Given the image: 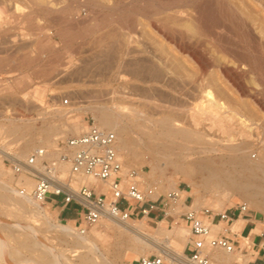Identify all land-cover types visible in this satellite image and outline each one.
I'll return each instance as SVG.
<instances>
[{"label":"rangeland","instance_id":"374dc122","mask_svg":"<svg viewBox=\"0 0 264 264\" xmlns=\"http://www.w3.org/2000/svg\"><path fill=\"white\" fill-rule=\"evenodd\" d=\"M175 1L186 4L188 0H52L53 4L55 3V9L52 13L46 14L47 5H38L36 4L35 0H5L4 2L0 0V5H4L3 7L6 11L7 9L9 10L7 11L8 14L13 12L14 5L16 4L20 7L21 13H24L21 21L16 24L9 23L8 26L4 28L5 30L0 29V150L5 148V150H7V152L11 154L13 158L20 160L17 156H24L23 159L25 160V158L32 152L37 149L43 148L44 150L48 151L47 158L54 159L56 157L57 150L62 149L64 142L68 138L78 136L84 133L90 125L96 124L93 110H91L90 108L103 106L106 104V102L109 103L108 105H116L117 103H119L128 108H138L139 110H143V116L151 117L164 116L160 114L162 113L160 110L165 111L166 108L168 109L169 105L174 106H172L173 108L171 109H175V105L176 108L180 109V106H182L183 104V106L189 104L188 107L191 106V103L195 104V101L198 100L197 97H199V92L197 93L198 89L190 85L188 83V80H190L191 76L197 73V66L187 54L177 50V48L173 44L165 40L160 34L154 32L149 24L150 19L143 16V14H151L157 11L159 7H168ZM231 2L236 5L241 11L247 13L248 7L246 8V5L249 4L246 2V0H231ZM252 12L253 15H257V11ZM51 15H54L55 18H53ZM49 17L54 21L57 19V23L55 24L54 22V25L52 22L53 20H50ZM82 17H85V21H82ZM125 19L130 21L134 20L133 23L137 25L136 36L139 38V40L135 36L137 40L135 41L137 42L136 45H138L139 42L140 45H138V47H133L134 50H137L138 48V51L129 53L128 55H125L124 58L120 54H118L116 50V47H118L116 43H119V39L117 40V38H114V40L113 38H109L108 36H110L109 34H112V32H114V29H117L116 32H118L119 25L117 24L119 23V21ZM48 20L51 21L53 25L51 23L48 24ZM35 21L38 22L36 23L37 25H35ZM78 22H80V25ZM69 23L73 26H69ZM260 25L263 27L264 22H259L258 26ZM42 27H49L51 32H53L49 43L45 46H42V43H36V36L40 32L39 29H41ZM56 33H59L60 36L59 34L56 35ZM229 36L231 38L228 36V38L224 37V41L229 42L227 46H229L228 48L231 49L230 51L228 49L229 52H227L232 54V52H234L232 51V49H235V46L232 43L233 41L235 42V35L231 34ZM194 38L191 39V42H194L193 46H196L195 48L197 51L204 54L208 58L212 57L213 59L217 60V53L213 50V46L215 45V43L213 40H211V38L209 39L208 36H196L195 41ZM114 41H116V43L112 45L111 42L113 43ZM231 43L232 45H230ZM142 48H144V51ZM140 49H142L141 51L145 54H142L145 62H147L146 59L148 60L149 57L151 58L153 56L152 58L155 61L157 60V62H155L153 59H151L153 60V62H151L153 67L156 68L157 66V69L161 70L162 72L164 71L167 77H169L170 79L173 78L172 80H170L169 78L167 79L170 80L168 82L169 85L171 83L169 87L171 89H169L168 87H159V85L155 84H146L145 82H143L144 80H140L137 82L133 80L132 75H134L135 71H137L138 68L135 66V63H137V65L140 64L138 65L140 67H146L148 66V63H150V60H148L147 63H139V58L143 61V59H141L143 57L140 56L142 53L140 52ZM114 50L116 51V54ZM112 51L114 54L111 53ZM138 52H140V54ZM227 52L226 54L223 53L222 56L225 54L227 56L224 55L223 57L226 60H233V54L231 55ZM211 53H213V56H211ZM131 57H139L136 58V62L133 61L134 65L132 64L133 59ZM228 57L232 58L229 59ZM49 59H51L52 62L51 60L49 61ZM158 60L160 62V65H158ZM121 63L122 65H120ZM141 64L147 65L141 66ZM134 66V71H131ZM105 68H107L106 71L108 72H105L107 73L106 75H104L103 72ZM118 68H120V71L121 68L123 69V71L126 70L122 72L125 73V75L127 72V80L125 82L115 81L111 84L112 86L107 85V83H110L108 81L111 80V77L113 78L112 75L115 74L114 72H116ZM165 69L169 72L165 71ZM112 70H114V72ZM50 72L51 74H49ZM248 73L246 72L245 75L243 74L242 76V82L247 87L248 92L246 94H241L223 77L220 69H218L216 65H213L209 69V72H206L205 80H207V82L205 81V83L207 85H205V83L204 85L207 86L206 88L208 89H205V87L203 89L210 90V92L213 93L216 98L223 101L226 106L242 112L252 122L259 125V129L255 134L259 137L261 135V137H264V87H258L256 85L255 87L253 75L251 73ZM103 77L106 78L104 79ZM125 83L127 85H125ZM128 84L132 86L128 88ZM153 85H155L156 87ZM187 85H189V88L187 87ZM134 86L135 88H137L134 89ZM152 87H155L156 90L157 88H159L157 90L158 93H162L163 96L166 97V100L165 97L162 96L161 98V96H158V93L155 92L156 90L154 91ZM131 88L134 91H132ZM177 88L179 89L178 91ZM180 88L184 91H182ZM172 89L175 90H173L174 95H172L175 97V99L173 97L175 101L171 100L172 96L168 95L170 90L172 92ZM114 91L116 92V94H114L113 96V94L110 93H113ZM185 91L188 96L184 94ZM190 91L194 92L192 93L193 95L189 93ZM122 92L125 95H122ZM178 92L180 93V95H182L180 101H177L179 98L178 96H180ZM143 93L145 96L143 95ZM118 95H122L123 97L121 98V96L119 97ZM250 95H254L255 98L253 99ZM158 97L160 98V100ZM156 98H158V100ZM183 98L186 99L182 100ZM195 98H197V100H195ZM167 99L168 101L171 100V103L174 102L175 105L168 102ZM64 100H67L68 104L65 105L63 103ZM155 105L159 107V110L156 109ZM177 105L180 106L177 107ZM181 109H183V107H181ZM175 110L176 112H179L177 113L178 115L180 114V116L177 115L175 117L180 118L181 121L184 120L182 122H186L187 124L188 120H186V116L182 115L183 113H180L179 110ZM124 116H126L124 119L125 123L127 124L136 121V119L134 120V118L131 119L129 117L130 115ZM69 123H77L81 125L83 129H81L80 133H78L77 135L65 131V127ZM15 127H19L20 131L14 132L13 129ZM51 127H58L59 132H57V135H53L50 137L48 147H43L37 139V134L40 129H47ZM262 131L263 134L261 133ZM133 135L134 134L131 135V139L135 141L137 136ZM31 138L34 139L33 147L29 152H26L25 145ZM165 146L166 145H159L158 152V146H151L156 149H152L151 155L150 151L146 150L144 146H142L141 144L140 146L137 145L134 149V152L137 154V156L134 157L131 161H127L125 159L123 160V154L121 153L120 157L122 158L123 172H126L128 170H135L137 172V176L140 175L141 182H139L140 188L142 189H146L148 187H156L158 190V194L163 195L167 194L168 192H173V190L178 191L177 189H179L181 191L180 195L182 196L183 200L187 194H191L193 204L195 200L197 202V204L193 205V208L198 211L201 209H210L214 213H222L230 208H234L237 204H245L249 211L257 213L256 210L251 207L245 200H243L244 198L239 194L232 195L229 200L224 202L223 207L219 209L217 203L221 199L215 198L212 195H208L206 193L207 190L205 186L203 187V185H201V176L199 174L194 172L187 176L181 174L180 172L174 173V164L178 168H182L183 166L186 167L185 165L189 163H176L173 156H171V159L169 157L170 160L168 158H166L165 160V157H161L163 156V153H167L168 148H166ZM161 147L163 149H161ZM256 147L257 146H254L252 150H254ZM159 152L161 153V155ZM23 159L21 160L24 161ZM165 161L169 162L166 170H164L163 172L162 170H156L151 174L149 163L156 162L157 164L161 165V168H163L164 164L166 163ZM13 162L6 155L0 152V169L4 173L3 176L0 175V181L10 182V186L18 190V188L20 187L16 186V181L19 175H14L11 171V163ZM191 164L193 163H190V165ZM191 168H193V166ZM58 174L60 175V173ZM76 181L77 180H75L74 182ZM159 181H162V184H160ZM80 185H77V188H79ZM192 189L196 191L197 194H192L194 192ZM110 194L111 193H108V195H106L107 201L110 198ZM7 195L13 202L20 199H17L18 196L12 195L10 193H7ZM10 195L14 197V199H12ZM210 204L216 205V208L214 209L210 207ZM41 206L45 210V213L47 212L50 215L49 218H46L45 216L35 218L30 212H28L29 214L25 212L24 214L22 213L18 216L12 215L6 212V210H4L1 205L0 217H2L6 221V223L10 225H31V227L36 229L37 232L39 231L38 233L40 234V236L46 241L45 242L43 240L45 246L49 245V247L53 248L55 251L64 254L63 259L66 264H92L94 261L91 263V261L88 260H81V256L87 253L83 252V249L81 248L74 247L73 239L71 236H64L59 230L56 231L52 227H50V223L51 225L56 223L61 225L70 224L78 232L80 220H78L77 216L73 212V210H75V207L69 206V210H65V212L70 213L72 218L68 220L65 216L58 215V211L60 210L58 205L54 204L52 206L50 201H47ZM174 207H176L177 210L175 212H172L171 210ZM164 210L165 214H167L165 219H163V212H157L158 214H161L157 221H149V218L151 217L150 213V215L146 218L140 215L139 217L132 218L128 221V223H132L133 226L137 227L143 233L148 234L150 237H153L155 240L165 245L163 241L166 242L167 238L165 236L162 237L157 233L162 230L173 231L174 228L180 227H183L189 231V228L179 216L180 213L186 210L184 207L180 205H173L172 202H170V205L165 207ZM257 214L264 218V213ZM25 216L27 218H25ZM45 219H47L46 221L49 222H46ZM204 219L205 221H207L206 218ZM163 220L164 222L160 225L159 223ZM105 223H107V221L104 218L95 225L87 227L85 234H81L80 232H78L80 233V235L86 237L87 243L91 242V244H93V248H95V250L93 249V252H95L97 257L100 258L98 262L105 261L106 264H139L138 262L141 257H159L156 252H149L147 250L142 254H133L129 248L131 247L129 236L120 233L115 228L107 229L105 227ZM242 224L243 220L241 218H239L237 221H234L232 227L230 226L232 231L231 229H229V233L232 234L237 232ZM222 225L224 227V224ZM14 227L15 226H11V229L13 228V233L11 234L18 235V229L16 227L15 229ZM4 234L9 236L10 232L8 234V231H3V235ZM187 243L185 244L183 249L184 257L186 255ZM9 244L14 248L17 247L15 241H12L11 239ZM42 246L43 245H41L40 249L44 247ZM241 248H244L242 246V243ZM168 250H170L169 247H167V249L163 248V253L168 252ZM235 253L239 255L237 256V258H240L241 261H231L229 262V264H247V262L251 260L250 251L245 253L244 251L240 252V250H237ZM89 257H91V254L89 255ZM32 258H35L34 260L37 262L39 261V263L41 261L40 264H44L42 263V260L38 258L37 252L22 250L21 256L19 257L22 264H27L29 262L28 260L34 261ZM26 260L27 263H23V261ZM163 260L164 264H170V262H168L166 259ZM98 262H94V264H100ZM210 262L212 263L213 261L210 260ZM17 263L20 262L17 261Z\"/></svg>","mask_w":264,"mask_h":264},{"label":"bare ground","instance_id":"6f19581e","mask_svg":"<svg viewBox=\"0 0 264 264\" xmlns=\"http://www.w3.org/2000/svg\"><path fill=\"white\" fill-rule=\"evenodd\" d=\"M1 1L4 2L5 0H1ZM35 2L38 5L39 4L47 5L46 14L52 13L55 9V5H54L55 3L53 4L52 0H35ZM246 2L250 5V6L246 5V8L248 7L247 13L241 11L236 5H234L231 2V0H188L186 4H182L179 1H175L171 3L168 7L167 6L159 7L157 11L151 14H143V16L148 17L150 19L149 24L154 32L160 34L165 40L173 44L177 48V50L187 54L194 61V64L197 66L196 69L197 73L191 76L190 80H188V83L190 85L198 89V91L195 90L197 91V93L199 92V97H197L198 100L197 98H195V100H197L195 101L196 103L195 104L191 103V106L189 107H188L189 105L188 103H186L188 105L185 104L186 106H183L184 104L182 106L177 105V107L180 106V109L181 107H183V109L181 110L176 108L175 103L170 102L171 100L175 99V97L172 96L174 95L173 94V92L175 91L174 89H172V92L170 90L168 94L169 96H172V99L171 100L169 99L170 101H168L167 99L168 102L175 105V109H177V111L179 110L180 113L181 112L183 113L182 115L186 116V120H188L187 124L186 122L185 123L182 122L184 120L181 121L180 118L175 117L178 115L177 113L179 112H176L175 109H171L174 107L173 105H169L168 109L166 108L165 111L160 110L162 112L160 114L164 116H156L158 118L154 116L152 117L143 116L142 115L143 110H139L138 108L135 109L128 108L125 107L123 104H119V103H117L116 105L114 104L108 105L109 103L106 102V104L103 106L92 107L90 109L93 110L94 113V118L96 122L95 126L102 130L111 131L115 134L116 151L121 161V164H122V158L120 157V154L121 153L123 154V160L125 159L127 161H131L134 157L137 156V154L134 152V149L136 148L137 145L140 146L141 144L142 146H144L146 150L150 151L151 155H152V149L156 150L151 146L153 145L155 147L158 146L157 148V152H158L159 145L162 146L166 145L165 147L168 148L169 151L167 150V153L165 154L163 153V156L161 157L163 158L165 157L164 159L166 160V158L169 159L170 157L171 159V156H173L175 159L174 161L176 163L179 162L189 163L185 165L186 167L183 166L182 168H178L174 164L173 165L174 173L180 172L181 174L187 176H189V174H192L194 172L199 174L201 176L200 178L201 185H203V187L205 186L207 190V192L206 191L205 192L208 195L210 194L215 198L221 199L217 203L219 209L223 207L224 202L229 200L232 195L239 194L241 197L244 198L243 200H245L251 207H253L256 210L257 213H264V137H261L262 135L259 137L255 134L256 131L259 129L258 127L259 125L252 122L242 112H239L237 110L231 109L228 106H226V104L220 99L216 98V96L213 93H211L210 90H205L208 89L206 88L207 86H205L207 85L205 83V81L207 82V80H205L206 72L207 71L209 72V69L213 65H216L218 69H220V72L223 74V77L231 85H233L236 88V90H238V92H240L241 94H246L248 92L247 87L242 82V76L243 74L245 75L246 72L247 73L249 72L253 75L254 86L256 85L258 87L260 86L264 87V26L263 27L261 25L258 26L259 22H264V0H246ZM3 6L0 5V29H4L5 27L8 26L9 23L16 24L22 20L24 13H21L20 7L17 4L14 5V10L10 14L7 13V11L9 10L6 8L7 9L6 11ZM252 11H257V15H253ZM52 17L55 18L54 15ZM84 18L82 19V21H85ZM51 19L52 18H50V20ZM56 20L52 21L53 24L54 22L55 24L57 23ZM133 21L134 20L130 21L126 19L119 21V23L117 24L119 25V31L116 32L117 29L115 30L114 28H112L114 29V32L116 34L112 32L111 29L112 34H109L110 36H108L109 38L111 37L113 39L114 38H117V40L119 39L118 40L119 43H116V41H114L113 43L111 42V44L114 45L116 43V45H118V47H116V50L118 54H120L122 57L128 55L129 53H134L139 50L138 48L137 50H134L133 48V47H138V45H140L139 44L140 42L138 43V45H136L137 44L136 38H138L136 36L137 25H135ZM52 22L49 21L48 24L49 23L52 24ZM36 23L38 22L35 21V25H37ZM70 23L69 26L70 25L73 26ZM78 23L80 25V22ZM39 31L40 32L36 36V43L37 44L42 43V46H45L46 44L49 43V40L51 39L53 32H51L49 27H42L41 29H39ZM57 34L59 33H56V35ZM231 34L235 35L234 37L235 42L234 41L232 42L235 46V49L234 50L232 49V51L234 52L231 51L233 54V60H226L223 56L226 54V52L229 49L228 48L229 46H227L229 42L224 41V39L227 36L230 37L229 35ZM196 36H201V37L208 36L209 39L211 38V40L214 41L215 45L213 46V50L216 51L217 53L216 54L217 60L213 59L212 57L208 58L204 54L196 50L195 48L196 46L195 47L193 46L194 42L193 43L191 42V39L194 37L196 38ZM232 43L230 45H232ZM142 49L144 51V48ZM142 49H140V52H142L141 51ZM140 52L138 53L140 54ZM111 53H113V51ZM223 53L225 54L222 56ZM142 54L145 55L144 52H142L140 55L142 57H143ZM211 54L210 55L213 56V53ZM152 57L151 58L149 57L150 59L148 58V60H150V63L153 62L154 60ZM134 58L135 57L132 58L133 59L132 64L133 61L136 62V58L139 57H136L135 60ZM141 59H143V61L140 60L139 58L140 61L139 63L148 62L146 58L145 59L147 62H145L144 57ZM50 60L51 59H49V61ZM155 62H157V60ZM150 63H148V66L146 67H140L138 66L140 64L137 65V63H135V66L138 68L137 71H135L134 75H132L133 80H135L136 82L140 80L141 81L144 80L143 82H145L146 84H155V85H159V87L161 86V87L169 88L171 83L169 85L168 81L172 80L173 78L170 79L165 75L164 71L162 72L161 70H158L157 66L155 68L153 67L152 63L151 65ZM159 63L160 62L158 60V65H160ZM120 65H122V63ZM144 65L141 64V66ZM135 66L131 71H134ZM107 68H105V70L103 69L104 75L108 73L106 71ZM112 71L114 72V70ZM122 71H123L122 68L121 71L120 68H118V70L114 72L115 74L112 75L113 78L109 75L111 77V80L108 81L110 83H107V85H111L115 81L125 82L127 80L126 77H128L126 75L128 74L127 72L126 75L125 73H123L126 70H124L123 72ZM165 71L169 72L166 69ZM49 74H51V72ZM103 78L105 79L106 77ZM168 78L170 80H167ZM125 85L127 84L125 83ZM130 86L132 85L128 84V88ZM188 86L189 85H187V87ZM155 87L154 88L152 87L154 91L156 90ZM204 87L205 89H203ZM136 88L134 86V89ZM158 89L159 88H157V90ZM131 90L134 91L132 88ZM157 90L155 92L158 93ZM178 90L179 89L177 88V91ZM114 92L113 93L111 92L110 94H113L114 96V94H116V92L115 93ZM179 92L178 94L180 95ZM189 93L192 94L194 92L190 91ZM184 94H186V91L184 92ZM122 95L125 94L122 92ZM122 95H120L121 98L123 97ZM157 95L161 96V98L163 96L162 93H158ZM250 96L253 99L255 98L254 95H250ZM178 97L179 98L177 101H180L182 95ZM158 98L156 99L158 100ZM185 99L183 98L182 100ZM158 108L159 107L156 106V109ZM124 115H130L129 117L131 119L134 118V120L136 119V121L133 120L134 122L127 124L125 123L124 118L126 116ZM178 116H180V114ZM81 129H83V127L77 123H69L65 127V131H68L76 135L80 133ZM13 131L14 132L20 131L19 127H15ZM57 132H59L58 127L40 129L37 134V139L42 144L43 147H48L50 137L53 135L54 136L57 135ZM261 133L263 134V131ZM132 134L137 136L135 141L131 139ZM33 138L27 141L25 145L26 152H29L32 149L34 144ZM163 142L166 143L164 144ZM254 146L257 147L254 150H252ZM161 149L163 148L161 147ZM0 152L6 155L9 159H11L12 162L13 161L21 162L22 161L21 159H23L24 157V156L22 157L17 156L18 159H20L17 160L13 158L12 155L9 154L7 150H5V148L1 149ZM167 161H165L166 163L164 164L163 168H161V165L157 164L156 162L149 163V169L151 174L154 173L156 170H160V171L162 170V172L166 170V167L169 163ZM190 163H193L191 164L193 168H191L192 166L190 165ZM68 168L69 166L67 163H59V165L57 166V171L58 173H60V178H63L65 177V175H67ZM0 175L2 176L4 175L1 169H0ZM51 176L54 177V173L51 174ZM75 180L77 181L72 184V188L75 191L70 192L75 197H76V191H78V189L80 188V187L77 188V185L80 184H81L80 186L84 185L87 188L101 189L106 195L110 193L109 186L106 183H102L92 178H87L82 176H76L74 181ZM136 180L141 182L140 175L137 176ZM159 183L162 184V181H159ZM16 186L20 187L21 189H24L25 195H20L19 190H16L10 186V182L0 181V197H1L0 205L1 207H3L4 210H6V212L16 216L21 215L22 213L24 214L25 212L29 214L28 212H30L35 218L36 217L40 218L41 216H45L46 218H49L50 215L47 212L45 213V210L41 206L42 204L34 201L31 197V192L35 186V182L32 178L26 175H19L16 181ZM177 190L178 191L173 190V192L176 193L178 197L174 198L171 202L173 205L182 206L183 199L182 196L180 195L181 191L179 189ZM7 193L16 195L18 196L17 199L19 198L20 199L15 200L13 202L8 197ZM192 194H197V192L194 191ZM12 199H14V197H12ZM195 204H197L196 200L194 201L193 205ZM209 206L214 209L216 208V205L214 204H210ZM176 207L172 208L171 211L175 212L178 208ZM25 218L27 217L25 216ZM104 218L107 221V223H105V227L107 229L115 228L120 233L129 236V240L131 241V247L129 248L133 254H137V253L142 254L146 250L149 252L154 251L159 255L160 258L166 259L168 262H170V264H186L187 261L186 258L184 257L183 249L185 244L189 240V231L187 229L180 227V228H174L173 231L162 230L159 233H157L158 235L162 237L165 236L167 238L166 242L163 241V243L166 245L165 246L161 242L155 240L153 237H150L148 234L143 233L137 227L133 226L132 223L131 224L128 223L129 220L123 221L119 217L112 216L107 213L103 215L101 220ZM206 219L207 221H205V219L204 221L205 224L208 225L210 228L211 237H215L220 233H224L222 222H220L219 224H214L210 221V219L208 218ZM46 220L47 219H45V221ZM163 222L164 220L161 221L159 224L161 225ZM11 226H15L18 229L17 231L18 235L11 234L13 233L12 232L13 228L11 229ZM50 227H52L56 231L59 230L64 236L72 237L74 247L81 248L83 249V252L87 253L81 256V260L83 261L88 260L91 261V263L93 261L94 262L99 261L100 258L97 257L95 252H93V249L95 250V248H93V244H91V242H89L90 244L87 243L86 237L80 235V233H78L79 231L77 232L72 227V225L70 224L61 225L58 223L51 225L50 223ZM231 227L229 229H231ZM3 231H8V234L10 232V235L9 236L5 234L3 235ZM38 232L36 229L31 227V225L30 226L21 225V224L10 225L7 224L2 217H0V264H20L21 261L19 257L21 256L22 250L37 252L38 258L42 260V263L44 264L45 263L66 264V262H64L63 259L64 254L55 251L53 248L49 247V245L45 246V243L43 242L44 239L40 236ZM10 239L12 241H15V244L17 245L16 248H14L12 245L9 244ZM240 241L242 243V246H244L245 240L240 239ZM41 245H43L44 247L42 246L43 248L40 249ZM167 247H169L170 250H168V252L163 253V248L167 249ZM205 253L209 259L210 264L213 263L229 264V262L231 261L233 262L241 261L240 258H237V256L239 255H237L236 253H226L218 249H213V250L209 249L206 250ZM90 254L91 257H89ZM32 259L34 260L35 258ZM210 260H212L213 262L211 263ZM17 261L20 263H17ZM28 261H29L28 263L27 260L23 261V263L24 262H26L27 264L39 263V261L37 262L35 260L34 261L28 260ZM94 262L92 264H94ZM98 263L106 264L105 261L104 262L101 261Z\"/></svg>","mask_w":264,"mask_h":264},{"label":"built area","instance_id":"2783aa9c","mask_svg":"<svg viewBox=\"0 0 264 264\" xmlns=\"http://www.w3.org/2000/svg\"><path fill=\"white\" fill-rule=\"evenodd\" d=\"M63 103L68 104L67 100ZM48 151L37 149L28 155L24 161L11 163L14 175H26L32 178L35 186L31 192L34 201L43 204L47 201L58 205L60 210H69L74 206V214L80 220L79 232L86 233L87 227L98 223L103 215L117 216L123 221L136 216L148 217L151 212H163L170 202L177 198L174 192L158 194L156 187L140 188L136 180L137 172L128 170L123 172L122 164L116 151V136L111 131L102 130L90 125L87 130L74 137L68 138L61 150H57L54 159H48ZM59 163H67L68 173L60 178L57 171ZM54 173V177L51 174ZM76 176L92 178L106 183L110 190V200L101 189L87 188L82 185L76 191V197L70 192L75 191L72 184ZM20 195L25 190L18 188ZM182 207L186 210L179 214L189 228V240L186 250V264H210L206 250L218 249L226 253L252 250L248 240H244V248H239L232 240L223 236H210V228L204 218L214 224L227 222L231 217L227 212L214 213L210 209L195 210L193 199L186 197ZM233 211L238 214L247 213L245 204H237ZM224 232H226L224 230ZM139 264H164L160 257H141ZM252 264H255L254 262ZM264 264V261L262 262Z\"/></svg>","mask_w":264,"mask_h":264},{"label":"crops","instance_id":"0c3cea01","mask_svg":"<svg viewBox=\"0 0 264 264\" xmlns=\"http://www.w3.org/2000/svg\"><path fill=\"white\" fill-rule=\"evenodd\" d=\"M186 197H191V194H187L185 198ZM50 203L52 206L54 205L52 202ZM225 212L228 213V215L231 217V220L222 222L224 224L223 228L226 232L220 233L219 235H223L227 238L230 237L229 239L232 240L239 248H241V241L239 239L248 238L252 246V250H249L251 252V260H249L247 264H252L253 262L255 264H262V262L264 261V218L251 211L238 214L236 211H233V208H230ZM58 215L65 216L68 220L72 219L69 212L59 210ZM160 216L161 214H158L157 212H151L149 221H157ZM136 217L139 216H136V214H134L133 218ZM165 218L166 217H163V219ZM239 218L243 220V224L237 232L230 234L229 227L234 223V221H237Z\"/></svg>","mask_w":264,"mask_h":264}]
</instances>
